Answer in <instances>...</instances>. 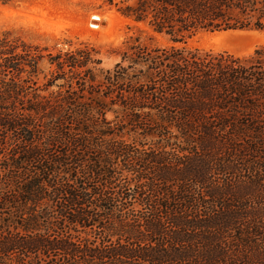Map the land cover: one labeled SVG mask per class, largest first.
I'll list each match as a JSON object with an SVG mask.
<instances>
[{"label": "trees", "instance_id": "16d2710c", "mask_svg": "<svg viewBox=\"0 0 264 264\" xmlns=\"http://www.w3.org/2000/svg\"><path fill=\"white\" fill-rule=\"evenodd\" d=\"M108 3L175 44L264 31V0ZM46 50L0 35V264H264V48Z\"/></svg>", "mask_w": 264, "mask_h": 264}, {"label": "rangeland", "instance_id": "374dc122", "mask_svg": "<svg viewBox=\"0 0 264 264\" xmlns=\"http://www.w3.org/2000/svg\"><path fill=\"white\" fill-rule=\"evenodd\" d=\"M97 16L101 20L94 21ZM92 22L100 28H92ZM21 37L27 43L46 48L44 55H56L89 45L101 60L98 68L113 69L121 61L127 42L140 37L151 47L186 48L211 54L249 57L264 48V31L199 32L182 43L155 33L145 25L123 17L108 0H35L0 3V35ZM55 68V67H53ZM46 59L40 68L39 85L46 83L53 70Z\"/></svg>", "mask_w": 264, "mask_h": 264}, {"label": "bare ground", "instance_id": "6f19581e", "mask_svg": "<svg viewBox=\"0 0 264 264\" xmlns=\"http://www.w3.org/2000/svg\"><path fill=\"white\" fill-rule=\"evenodd\" d=\"M93 20L94 21H98V20H101V19H100V17L95 16L93 18ZM91 26H92V28H95V29L100 28V26L98 24L94 23V22H92Z\"/></svg>", "mask_w": 264, "mask_h": 264}]
</instances>
